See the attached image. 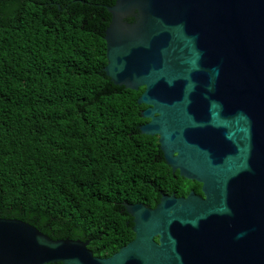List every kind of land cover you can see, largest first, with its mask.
<instances>
[{
  "label": "water",
  "instance_id": "95a60500",
  "mask_svg": "<svg viewBox=\"0 0 264 264\" xmlns=\"http://www.w3.org/2000/svg\"><path fill=\"white\" fill-rule=\"evenodd\" d=\"M114 1L104 72L144 88L141 134L205 198L124 204L135 238L109 258L0 219V264H264V0Z\"/></svg>",
  "mask_w": 264,
  "mask_h": 264
},
{
  "label": "trees",
  "instance_id": "16d2710c",
  "mask_svg": "<svg viewBox=\"0 0 264 264\" xmlns=\"http://www.w3.org/2000/svg\"><path fill=\"white\" fill-rule=\"evenodd\" d=\"M114 3L0 0V219L99 258L135 238L124 204L155 208L190 182L140 132L144 88L104 72Z\"/></svg>",
  "mask_w": 264,
  "mask_h": 264
},
{
  "label": "flooded vegetation",
  "instance_id": "af4514ba",
  "mask_svg": "<svg viewBox=\"0 0 264 264\" xmlns=\"http://www.w3.org/2000/svg\"><path fill=\"white\" fill-rule=\"evenodd\" d=\"M129 20H132V19H128ZM174 175L179 174V172L177 171L176 173H173ZM181 177V176H180ZM184 179V178H183ZM189 181V180H187ZM191 182V183H190ZM190 182H185L183 185H182V189L178 192H173L172 194H175V196L177 198H186L189 196V194L191 192H193L197 197H200V198H205V195L202 191V187L203 185L199 182H196V181H190ZM172 194H164V195H172ZM161 200V199H160Z\"/></svg>",
  "mask_w": 264,
  "mask_h": 264
}]
</instances>
